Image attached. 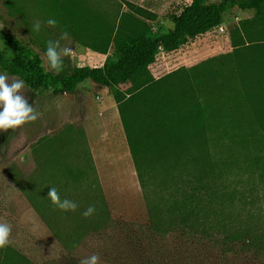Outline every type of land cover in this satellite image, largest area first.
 Instances as JSON below:
<instances>
[{
  "label": "rangeland",
  "instance_id": "obj_1",
  "mask_svg": "<svg viewBox=\"0 0 264 264\" xmlns=\"http://www.w3.org/2000/svg\"><path fill=\"white\" fill-rule=\"evenodd\" d=\"M188 2L0 0V26L7 34L29 45L48 72L53 71L48 70L44 60L46 43L58 39L66 30L76 54L71 59L64 58V69L95 68L111 56L114 39L119 34L130 36L151 31L159 36L172 27L171 17ZM253 14L241 12L239 20L226 22L227 27L250 19ZM49 18L57 21L55 28L45 24ZM36 21L42 25L39 33L30 31ZM210 32L209 44H228L225 29ZM66 44L69 42L61 41L62 46ZM190 44L167 58L157 55L150 68L152 75L162 77L177 69L176 55ZM126 88L120 86L121 90ZM87 91L98 102L104 87L86 80L74 93L58 95L51 91L34 92L26 87L23 95L41 113L40 118L16 130L0 132V212H6V219L13 225L8 248L29 260V264H79L80 256L93 251L100 255L101 264H264V244L259 241L252 244L233 241L212 230L153 227L138 179L136 190L130 188L125 204H106L94 178L89 177L86 150L80 136L74 134L62 140L71 127H80V119L89 111ZM165 114L171 132L169 135L153 132L152 140L168 143L170 136L183 148L186 160L194 145L201 144L203 135L196 106L173 107ZM131 131L135 141V132ZM140 158L138 151L136 161ZM140 173L144 176L142 169ZM53 186L61 199L77 203L75 212H62L51 204L47 196ZM90 205L96 211L84 218L82 213Z\"/></svg>",
  "mask_w": 264,
  "mask_h": 264
},
{
  "label": "trees",
  "instance_id": "obj_2",
  "mask_svg": "<svg viewBox=\"0 0 264 264\" xmlns=\"http://www.w3.org/2000/svg\"><path fill=\"white\" fill-rule=\"evenodd\" d=\"M232 9L254 13L226 31L241 89L264 135V0H189L171 17L172 27L166 32L159 36L151 31L119 34L102 66H70L59 75L48 72L29 45L0 26V72L23 79L34 92L72 94L86 80L109 91L153 227L212 230L233 241L264 244V156L214 163L207 147L202 106L187 70L180 67L156 80L149 69L160 52L173 53L220 27ZM122 85L127 88L121 90ZM189 104L196 106L203 135L201 144L194 145L185 160L183 148L170 136L168 143L160 144L152 136L153 132L169 135L172 127L166 123L165 113L173 107L188 109ZM138 151L141 158L137 162ZM29 262L8 247L0 250V264Z\"/></svg>",
  "mask_w": 264,
  "mask_h": 264
},
{
  "label": "crops",
  "instance_id": "obj_3",
  "mask_svg": "<svg viewBox=\"0 0 264 264\" xmlns=\"http://www.w3.org/2000/svg\"><path fill=\"white\" fill-rule=\"evenodd\" d=\"M239 14L241 11L236 9L227 13L218 32L226 30L227 21L239 20ZM210 33L189 41L191 44L176 55L177 69L187 70L202 106L210 158L214 163H224L264 156V135L241 89L229 37L226 45L209 44ZM159 54L167 58L171 53ZM88 91L89 111L80 119V127H71L62 140L74 134L80 136L89 177L94 178L103 200L106 204H125L130 188L136 190L138 178L117 106L106 88L97 97L98 102Z\"/></svg>",
  "mask_w": 264,
  "mask_h": 264
},
{
  "label": "clouds",
  "instance_id": "obj_4",
  "mask_svg": "<svg viewBox=\"0 0 264 264\" xmlns=\"http://www.w3.org/2000/svg\"><path fill=\"white\" fill-rule=\"evenodd\" d=\"M45 24L50 28L57 26L54 18H49ZM41 22L36 21L32 24L30 31L39 33L41 31ZM71 36L65 30L56 40H48L44 52L48 70L59 75L64 70V58L71 59L76 50L71 45ZM61 41H68L69 44L61 45ZM43 66V65H41ZM26 85L25 81L19 77H10L7 72H0V132L16 130L25 124L37 121L41 113L32 105L23 95ZM47 199L51 204L62 212H75L78 205L75 201L67 198L61 199L56 187H50ZM95 207L89 206L82 215L89 218L95 213ZM7 213L0 212V250L6 249L13 233V225L6 219ZM79 264H101V257L98 252H90L87 255L79 257Z\"/></svg>",
  "mask_w": 264,
  "mask_h": 264
}]
</instances>
